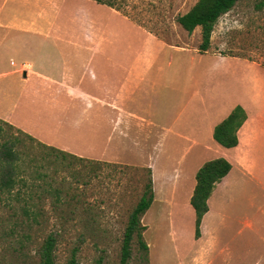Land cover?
Segmentation results:
<instances>
[{
    "label": "crops",
    "instance_id": "crops-1",
    "mask_svg": "<svg viewBox=\"0 0 264 264\" xmlns=\"http://www.w3.org/2000/svg\"><path fill=\"white\" fill-rule=\"evenodd\" d=\"M47 1L45 10L31 16L19 10L20 0H0V51L19 49V33L47 44L21 65L22 83L11 55L10 67L0 68V119L71 155L149 169L151 207L174 208L183 197L194 211L190 200L198 171L208 161L226 159L231 170L208 199L198 238L196 224L192 228L201 247L193 259L214 264L224 258L226 264L227 235L234 229L241 243L238 257L251 254L252 264H264V86L246 94L237 87L232 100L218 82L228 72L242 77L247 65L210 49L200 53L183 28L188 42L169 43L106 8L84 29L78 27L83 11L60 6L55 13L53 5L60 1ZM68 16L73 22L66 27ZM4 79L17 83V92ZM237 106L247 119L237 131V146L225 148L214 130ZM59 133L90 139L89 150L59 139ZM153 222L144 225V235ZM173 223L180 228L178 220Z\"/></svg>",
    "mask_w": 264,
    "mask_h": 264
},
{
    "label": "rangeland",
    "instance_id": "rangeland-1",
    "mask_svg": "<svg viewBox=\"0 0 264 264\" xmlns=\"http://www.w3.org/2000/svg\"><path fill=\"white\" fill-rule=\"evenodd\" d=\"M46 1L20 0L19 10L32 16L45 10ZM59 1L53 5L55 13L59 12L60 6L83 11L80 28L91 29V17L105 13L107 8L130 17L164 41L175 44L188 42L177 17L187 13L198 0H113L118 10L94 0ZM259 1L240 0L219 18L212 34L211 52L237 57L247 65L241 71L242 77L236 78L228 72L227 76L218 79L219 90L226 92L232 100L236 97L237 87L242 86L246 94L264 86V8H256ZM64 20L66 27L69 26L67 22H73L71 16ZM17 36L20 48L12 54L5 49L0 51V68L10 67L11 55L17 62L13 66L14 73L22 83L21 65L29 61L34 51H41L47 44L28 34ZM188 38L191 46L199 49L201 28L188 33ZM257 80H260L259 84ZM4 84L17 92V83L4 79ZM195 84V88L202 85L201 82ZM238 94L241 95L240 90ZM24 119L28 120L27 115ZM9 131L10 135L20 139V169L16 173L19 180L12 190L0 187V264H38L40 249L49 235L56 238V264H69L73 254L77 264H96L101 258L103 264H121L124 232L131 212L149 183V169L90 158L76 159L30 139L16 128ZM59 135V139L82 150L90 148V139H78V134L71 139L62 133ZM2 173L0 171V179ZM178 202L174 208L157 203L142 217L143 225L154 220L144 235L150 250H141L134 238L128 264H180L181 259L185 261L181 264H207V260L193 259L201 248L194 243L192 234L194 211L185 205L187 202L183 197ZM175 220L180 222V228L175 227ZM228 233L226 264H252L251 254L238 257V244L241 243L235 230ZM214 264H225V260H215Z\"/></svg>",
    "mask_w": 264,
    "mask_h": 264
},
{
    "label": "trees",
    "instance_id": "trees-1",
    "mask_svg": "<svg viewBox=\"0 0 264 264\" xmlns=\"http://www.w3.org/2000/svg\"><path fill=\"white\" fill-rule=\"evenodd\" d=\"M94 1L116 8L113 0ZM239 1L240 0H198L187 13L177 17V22L189 34H192L200 27L201 43L199 45V52H207L211 48L212 34L219 18L232 10ZM256 8L262 10L264 8V0L257 2ZM246 119L247 115L244 109L241 106H237L227 119L216 126L214 130L216 142L225 148L237 146V131ZM9 129H15V127L0 119V171L3 172L0 179V187L2 189L7 188L8 190H12L19 180L16 179V173L20 169V139L17 135H10V133H8L10 132ZM16 131L26 134L17 128ZM26 135L30 139L35 140L32 136ZM52 149L57 150L55 148ZM57 151L62 154L70 155L76 159H84L64 151ZM230 170L231 164L226 159L219 158L206 162L196 175L197 185L190 203L196 215L195 224L197 238L200 236V226L203 217L209 209L207 203L208 199L212 195L216 184L221 181ZM154 198L150 172L149 183L128 219L127 227L124 232L121 264H128L134 238H136L141 250L145 252L149 251V246L144 240V231L146 227L142 224V217L151 207ZM55 247L56 238L53 235H49L40 249V261L38 264H56L54 255ZM102 261L103 259L101 258L96 264H103ZM69 264H77L75 254L72 255Z\"/></svg>",
    "mask_w": 264,
    "mask_h": 264
},
{
    "label": "water",
    "instance_id": "water-1",
    "mask_svg": "<svg viewBox=\"0 0 264 264\" xmlns=\"http://www.w3.org/2000/svg\"><path fill=\"white\" fill-rule=\"evenodd\" d=\"M23 76L26 77V72L23 73Z\"/></svg>",
    "mask_w": 264,
    "mask_h": 264
}]
</instances>
